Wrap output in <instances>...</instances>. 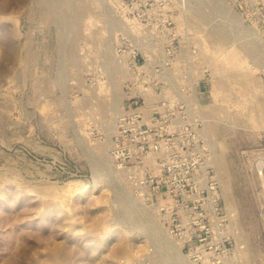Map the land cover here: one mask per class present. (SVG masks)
Wrapping results in <instances>:
<instances>
[{
  "label": "rangeland",
  "instance_id": "1",
  "mask_svg": "<svg viewBox=\"0 0 264 264\" xmlns=\"http://www.w3.org/2000/svg\"><path fill=\"white\" fill-rule=\"evenodd\" d=\"M120 44L204 120L232 258L264 264V0H0V264H202L112 160Z\"/></svg>",
  "mask_w": 264,
  "mask_h": 264
},
{
  "label": "built area",
  "instance_id": "2",
  "mask_svg": "<svg viewBox=\"0 0 264 264\" xmlns=\"http://www.w3.org/2000/svg\"><path fill=\"white\" fill-rule=\"evenodd\" d=\"M116 57L135 77L128 86L131 107L118 117L112 139L116 168L158 207L169 233L180 239L192 260L240 264L232 258L237 244L228 228L231 218L215 158L201 127L204 120L191 113L181 91L177 96L166 88L163 78L168 75L146 72L137 48L129 51L120 44ZM192 71L185 68L181 80H188ZM149 91L159 93V99L146 100Z\"/></svg>",
  "mask_w": 264,
  "mask_h": 264
},
{
  "label": "bare ground",
  "instance_id": "3",
  "mask_svg": "<svg viewBox=\"0 0 264 264\" xmlns=\"http://www.w3.org/2000/svg\"><path fill=\"white\" fill-rule=\"evenodd\" d=\"M205 4V3H204ZM201 11V10H200ZM223 25V24H222ZM101 174V173H100ZM132 219V218H131ZM162 250V249H161ZM163 255H165L164 253H163ZM165 257V256H164ZM167 259H168V257H167Z\"/></svg>",
  "mask_w": 264,
  "mask_h": 264
}]
</instances>
